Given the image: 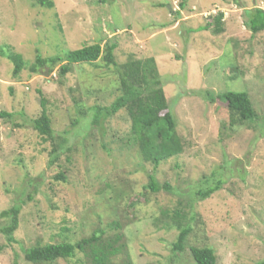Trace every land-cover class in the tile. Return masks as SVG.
<instances>
[{"label": "rangeland", "instance_id": "rangeland-1", "mask_svg": "<svg viewBox=\"0 0 264 264\" xmlns=\"http://www.w3.org/2000/svg\"><path fill=\"white\" fill-rule=\"evenodd\" d=\"M52 1L55 6L45 8L39 0H0V46L11 47L28 63L16 78L12 62L0 54V214L24 203L16 241L8 242L0 232V264H32L25 249L40 239L55 244L67 236L70 241L82 238L97 223L94 212L105 220L114 211L116 203L109 207L101 196L109 184L127 190L121 216L131 223L125 233L135 264H195L189 249L199 245L214 250L217 264L263 261L264 31L254 35L247 28L246 12L264 10V0ZM221 13L223 33L216 34L213 27L200 30ZM115 42L118 66L103 59L97 67L76 65L64 79L58 68L52 74L30 71L37 52L66 60L85 44ZM153 57L186 148L159 167L157 180L188 192L179 195L185 199L206 190V180L215 172L214 181H224L204 201L193 197L201 223L194 224L190 242L177 253L172 251L176 231H157L152 216L158 215V206H172L179 196L147 194L153 167H138L142 161L127 111L113 116L103 111L94 120L97 108L111 106L122 95L123 65ZM229 90L249 94L256 121L228 125L220 102L209 95ZM42 99L53 119L54 137L59 142L64 137L72 149L52 164V144L31 124L42 113ZM60 174L65 181L56 179ZM8 224L9 219L0 218V230Z\"/></svg>", "mask_w": 264, "mask_h": 264}, {"label": "trees", "instance_id": "trees-1", "mask_svg": "<svg viewBox=\"0 0 264 264\" xmlns=\"http://www.w3.org/2000/svg\"><path fill=\"white\" fill-rule=\"evenodd\" d=\"M39 4L45 8L55 6L52 0H39ZM161 6L165 7L164 4L159 7ZM246 16V26L254 35L264 31L263 9L255 8L247 11ZM223 20L224 14H218L214 17V22L208 23L200 30L211 31L213 27L216 34L223 33ZM117 48V42L108 43L104 47L101 43L85 44L83 47L71 51L66 60L61 57L44 58L37 52L38 55L34 63L30 65V71L41 74L47 69L48 74H52L58 68L60 79H64L73 72L76 65L97 67L96 63L103 59L108 65L118 66L115 57ZM0 54L12 62L14 66L13 75L16 78L20 77L28 65L24 56L15 53L11 47L6 45L0 46ZM119 82L122 95L111 106L97 108L94 120H99L103 111L106 112L105 116H113L125 109L131 119V129L134 136L132 141L137 145L139 157L142 161V164L138 167L144 169L146 164L153 167L150 174H148V184L145 187L147 194L154 197L162 192L169 196H182L188 193L180 189L177 190L169 181L159 182L156 178L160 166L167 164L173 158L180 157L186 150L183 138L177 132L176 118L169 108L168 99L163 89L164 82L161 79L156 58L129 60L123 65ZM211 95L209 96L212 102L216 100L220 102L218 109L225 111L230 127L252 123L259 118L247 92L229 90L216 97ZM41 105L43 109L41 115L34 119L31 124L44 141L52 144L53 149L50 152L52 157L50 164H52L59 160V156L63 151L71 152L72 149L68 146V142L64 137L60 138V142L59 138L54 137L53 119L49 115L45 99H42ZM84 114L85 112H80L81 116H84ZM55 140H58V142L55 143ZM175 167H179L177 163H175ZM137 171L135 170V172ZM216 176L217 172L206 180V187L203 188L206 190L190 193V199L179 196L172 206H158V215L152 216V223L157 231H176V241L172 244L173 253L184 251L195 232L194 224L201 223V215L193 204V197L198 201H204L222 189L224 181H214ZM58 178L63 181L66 180L64 174L58 175L56 179ZM211 183H213V186ZM108 188L109 191L103 192L101 196L105 198L104 201L109 207L114 202L116 206L105 220L94 212L92 217H97V223L91 231L85 232L83 237L77 241L68 240V236L63 241L55 244L43 243L40 239L39 242L25 249L26 260L32 264H58L60 260L74 261L76 264H135L128 248L129 242L125 233L131 223L125 224L121 216V210L124 209L121 203L127 195V190L121 189L119 184L116 185V188L109 184ZM113 192L116 197H108ZM131 192H134L132 183ZM128 199L131 208L134 203L131 202L130 197ZM23 204L20 202L0 214V218L9 219V224L2 228L0 232L4 234L10 243L16 241L14 235L19 229ZM189 250L195 264H217L216 255L212 248L199 245L191 246ZM120 255L123 256L124 260L121 263L118 261ZM168 263H171V261H166L164 264ZM256 264H264V260Z\"/></svg>", "mask_w": 264, "mask_h": 264}]
</instances>
